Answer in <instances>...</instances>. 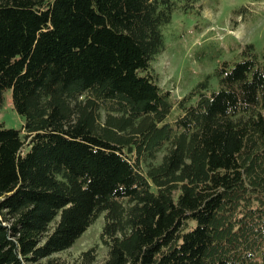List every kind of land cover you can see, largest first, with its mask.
<instances>
[{"label": "trees", "instance_id": "obj_1", "mask_svg": "<svg viewBox=\"0 0 264 264\" xmlns=\"http://www.w3.org/2000/svg\"><path fill=\"white\" fill-rule=\"evenodd\" d=\"M198 2L0 0V264H264V59L180 98L151 66ZM100 216V262L54 256Z\"/></svg>", "mask_w": 264, "mask_h": 264}, {"label": "rangeland", "instance_id": "obj_2", "mask_svg": "<svg viewBox=\"0 0 264 264\" xmlns=\"http://www.w3.org/2000/svg\"><path fill=\"white\" fill-rule=\"evenodd\" d=\"M162 32L165 49L151 62L160 86L180 98L209 76L207 90L211 91L218 88L215 67L221 61L240 58L238 43L253 44L257 55L264 59V1L199 0L189 11L174 10ZM4 96L0 125L19 129L22 120L12 106L10 90ZM102 225L100 216L70 248L54 256L72 263L82 251L94 247L100 262L106 253L99 240Z\"/></svg>", "mask_w": 264, "mask_h": 264}]
</instances>
